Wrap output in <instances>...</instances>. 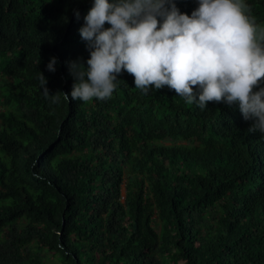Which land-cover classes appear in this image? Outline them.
Here are the masks:
<instances>
[{"label": "trees", "instance_id": "1", "mask_svg": "<svg viewBox=\"0 0 264 264\" xmlns=\"http://www.w3.org/2000/svg\"><path fill=\"white\" fill-rule=\"evenodd\" d=\"M92 5L0 0V264H264V136L238 104L145 94L126 71L106 100L57 92L87 67Z\"/></svg>", "mask_w": 264, "mask_h": 264}, {"label": "clouds", "instance_id": "2", "mask_svg": "<svg viewBox=\"0 0 264 264\" xmlns=\"http://www.w3.org/2000/svg\"><path fill=\"white\" fill-rule=\"evenodd\" d=\"M79 31L90 56L87 67L70 62V96L57 91L65 101L106 100L126 71L145 94L167 86L201 110L209 102L238 104L240 121L252 122L248 131L264 136V25L246 0H198L191 15L175 0H93ZM56 63L53 57L47 69L55 72ZM39 80L48 97L42 72Z\"/></svg>", "mask_w": 264, "mask_h": 264}, {"label": "rangeland", "instance_id": "3", "mask_svg": "<svg viewBox=\"0 0 264 264\" xmlns=\"http://www.w3.org/2000/svg\"><path fill=\"white\" fill-rule=\"evenodd\" d=\"M122 191H124V188L122 187ZM53 256H51L50 255V259H49V262L51 263L52 262V260H53V258H52ZM56 259V258H55ZM54 261V260H53Z\"/></svg>", "mask_w": 264, "mask_h": 264}]
</instances>
